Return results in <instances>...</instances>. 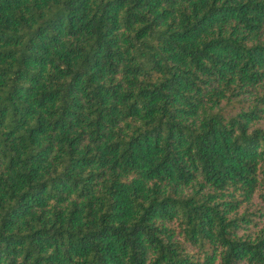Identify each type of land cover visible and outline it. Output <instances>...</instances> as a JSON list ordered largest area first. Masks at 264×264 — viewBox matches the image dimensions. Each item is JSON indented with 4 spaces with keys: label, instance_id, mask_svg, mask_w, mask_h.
Instances as JSON below:
<instances>
[{
    "label": "trees",
    "instance_id": "trees-1",
    "mask_svg": "<svg viewBox=\"0 0 264 264\" xmlns=\"http://www.w3.org/2000/svg\"><path fill=\"white\" fill-rule=\"evenodd\" d=\"M0 264H264V0H0Z\"/></svg>",
    "mask_w": 264,
    "mask_h": 264
}]
</instances>
